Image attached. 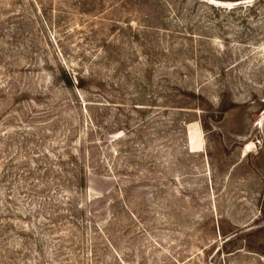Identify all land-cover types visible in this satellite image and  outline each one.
Returning <instances> with one entry per match:
<instances>
[{"label":"rangeland","instance_id":"374dc122","mask_svg":"<svg viewBox=\"0 0 264 264\" xmlns=\"http://www.w3.org/2000/svg\"><path fill=\"white\" fill-rule=\"evenodd\" d=\"M221 1L0 0V264H264V0Z\"/></svg>","mask_w":264,"mask_h":264},{"label":"bare ground","instance_id":"6f19581e","mask_svg":"<svg viewBox=\"0 0 264 264\" xmlns=\"http://www.w3.org/2000/svg\"><path fill=\"white\" fill-rule=\"evenodd\" d=\"M204 1L207 2V3H210L212 5H219V6L227 4V2L221 1V0H204ZM201 146H202V142L200 140L199 132H195V133L192 132L190 134V148L193 151H200L201 150Z\"/></svg>","mask_w":264,"mask_h":264},{"label":"trees","instance_id":"16d2710c","mask_svg":"<svg viewBox=\"0 0 264 264\" xmlns=\"http://www.w3.org/2000/svg\"><path fill=\"white\" fill-rule=\"evenodd\" d=\"M69 82H70V83H72V80H71V78H69Z\"/></svg>","mask_w":264,"mask_h":264}]
</instances>
